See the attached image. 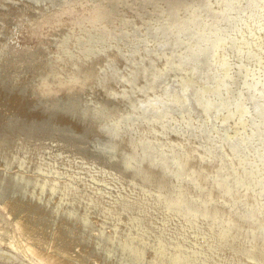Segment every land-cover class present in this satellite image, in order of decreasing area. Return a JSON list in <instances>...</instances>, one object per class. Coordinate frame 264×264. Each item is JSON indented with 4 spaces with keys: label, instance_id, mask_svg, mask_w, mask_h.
<instances>
[{
    "label": "water",
    "instance_id": "95a60500",
    "mask_svg": "<svg viewBox=\"0 0 264 264\" xmlns=\"http://www.w3.org/2000/svg\"><path fill=\"white\" fill-rule=\"evenodd\" d=\"M0 201L135 264H264V3L0 0Z\"/></svg>",
    "mask_w": 264,
    "mask_h": 264
},
{
    "label": "bare ground",
    "instance_id": "6f19581e",
    "mask_svg": "<svg viewBox=\"0 0 264 264\" xmlns=\"http://www.w3.org/2000/svg\"><path fill=\"white\" fill-rule=\"evenodd\" d=\"M1 203L2 201H0L2 261L10 264H135L128 261L126 254L117 251L116 247L108 253L92 243L88 237L76 233L73 228L70 230L58 224L51 226L50 221ZM163 260L158 259L156 262ZM172 264H179V261L174 259Z\"/></svg>",
    "mask_w": 264,
    "mask_h": 264
},
{
    "label": "rangeland",
    "instance_id": "374dc122",
    "mask_svg": "<svg viewBox=\"0 0 264 264\" xmlns=\"http://www.w3.org/2000/svg\"><path fill=\"white\" fill-rule=\"evenodd\" d=\"M6 263L10 264V262H7V261L5 262V261L0 260V264H6ZM11 264H14V263H11Z\"/></svg>",
    "mask_w": 264,
    "mask_h": 264
},
{
    "label": "snow or ice",
    "instance_id": "6c2138e0",
    "mask_svg": "<svg viewBox=\"0 0 264 264\" xmlns=\"http://www.w3.org/2000/svg\"><path fill=\"white\" fill-rule=\"evenodd\" d=\"M261 3H264V0H260Z\"/></svg>",
    "mask_w": 264,
    "mask_h": 264
}]
</instances>
